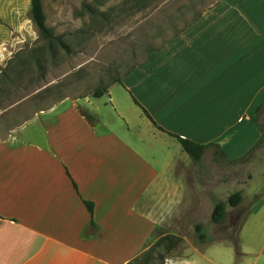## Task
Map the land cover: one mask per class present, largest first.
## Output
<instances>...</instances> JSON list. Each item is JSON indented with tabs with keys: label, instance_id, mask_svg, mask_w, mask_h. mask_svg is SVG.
I'll return each mask as SVG.
<instances>
[{
	"label": "crops",
	"instance_id": "1",
	"mask_svg": "<svg viewBox=\"0 0 264 264\" xmlns=\"http://www.w3.org/2000/svg\"><path fill=\"white\" fill-rule=\"evenodd\" d=\"M119 85L108 105L64 100L18 129L1 116L14 107L0 112V264H127L151 241L185 240L199 191L168 134L218 145L201 160L215 148L227 162L263 138L264 0L218 1ZM239 127L258 138L236 155ZM251 254L264 264V241Z\"/></svg>",
	"mask_w": 264,
	"mask_h": 264
},
{
	"label": "rangeland",
	"instance_id": "2",
	"mask_svg": "<svg viewBox=\"0 0 264 264\" xmlns=\"http://www.w3.org/2000/svg\"><path fill=\"white\" fill-rule=\"evenodd\" d=\"M218 1L41 0L46 25L64 42L62 49L56 40L40 36L30 0H0V112L14 107L1 116H7L3 119L9 121L8 128L18 129L34 111L64 100L93 98L97 87L117 95L121 86L115 82L124 73L140 66L151 50ZM106 100L104 94L102 101ZM257 118L263 138L247 156L227 162L210 148L199 162L190 161L191 193L199 191L191 200H200L198 208L190 209L185 240L173 236L179 240L175 249L167 253L164 245L156 248L150 264H176L180 259L193 264H250L251 253L264 241V211L256 213L264 196V107ZM237 132L234 142L242 143L233 150L236 155L258 138L255 129L239 127ZM235 192L242 194L240 204L227 206L223 223L213 224L214 203L225 202ZM196 224L206 241L198 240ZM156 242L151 241V247Z\"/></svg>",
	"mask_w": 264,
	"mask_h": 264
},
{
	"label": "trees",
	"instance_id": "3",
	"mask_svg": "<svg viewBox=\"0 0 264 264\" xmlns=\"http://www.w3.org/2000/svg\"><path fill=\"white\" fill-rule=\"evenodd\" d=\"M30 14L32 17V21L35 24L36 28L38 29V32H39L41 37H43L47 40H56L62 49H66V45L64 44V42L59 37H55L53 35V33L51 32V30L47 27L46 16H45V13L43 11L41 0H30ZM130 71L124 73V75H127V73H129ZM115 83H120V81L119 82L117 81ZM106 92H107V90L105 87H97L93 91L92 97L93 98H100ZM134 103H135V105H137L141 109V111L145 115V117L156 128H158L160 130L161 128L156 126V124L149 117L148 113L141 106H139V104H137V102L134 101ZM168 135L170 137L175 138L178 141L183 152L190 158V160L193 163L199 162L201 160L203 154H204V151L208 147L212 146V145L198 144V143H195L193 141L183 139V138H180V137L172 135V134H168ZM241 200H242L241 192H235V193L230 194L227 197L225 202L216 201L213 205V209H212V212L210 215L211 222L213 224H217V225L222 224L225 217H226V207L227 206L236 207L240 204ZM86 206H87L88 210L91 212L92 211L91 204L86 203ZM195 232H196L198 240H200L201 242L207 240V236L202 232L201 225L196 224ZM176 241H179V240L174 238L173 236H170V235L164 236L160 240H158L150 249H148L143 254V256H141L140 258L133 259V261H131L127 264H150L152 259H154L156 257V256H154V252H155L156 248L164 245L165 246L164 250L167 251V253H169L170 251L175 249V246H176L175 242Z\"/></svg>",
	"mask_w": 264,
	"mask_h": 264
}]
</instances>
